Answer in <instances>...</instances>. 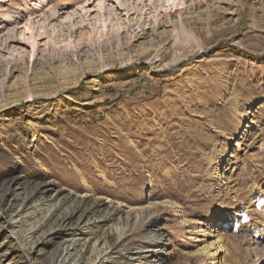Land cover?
<instances>
[{"label":"rangeland","instance_id":"rangeland-1","mask_svg":"<svg viewBox=\"0 0 264 264\" xmlns=\"http://www.w3.org/2000/svg\"><path fill=\"white\" fill-rule=\"evenodd\" d=\"M34 1L0 0V38L13 40L0 49V264H54L73 238L86 244L68 264H151L167 241L169 264H194L223 223L220 263L263 256L264 0H185L183 35L161 37L147 11L120 13L151 47L110 29L121 0L103 3V30L74 48L49 44L52 24L37 17L30 58L18 31Z\"/></svg>","mask_w":264,"mask_h":264},{"label":"bare ground","instance_id":"bare-ground-1","mask_svg":"<svg viewBox=\"0 0 264 264\" xmlns=\"http://www.w3.org/2000/svg\"><path fill=\"white\" fill-rule=\"evenodd\" d=\"M10 1L11 0H2L1 4L3 7H6V5ZM67 1L73 2L77 6L76 11L67 12L66 9L68 6L59 7L57 9L56 8L57 4H55V3L52 4L49 0H35L33 2V4H32L33 10L31 9L32 12L29 13V18L22 24V26L20 27V29L18 31V35L21 36L20 38H21L22 42L28 47V50H27L28 51L27 52L28 57L32 58L36 54H38V51L36 50V47H35L36 42L34 39H35V37H39V34L32 33L33 20L37 17H39V21H41L43 24L44 23L46 25L52 24L51 25L52 34L54 32V27H58V29L55 30V35L52 36V38H51V35H52L51 34L49 36V39H48L49 40L48 43L52 44L53 46L60 43V44H62L63 47L74 48V44H75L74 41L76 42L79 40L80 42L85 43V42H87L93 38V35L91 38H89L90 34H93V33L96 34L97 30L100 33V30H103V25H104L105 20L101 19L100 10L104 9L108 13L110 6L108 5L109 7L106 8V6H104L103 3H109L110 0H67ZM94 1H96V8H97L96 11H94V9H93L94 7L92 5ZM156 1L161 2L159 7H157L156 5L151 3V0H143L144 3L141 4L140 8L138 7V5L136 3H134V5H133V2H130V4H128V6L126 8H124L122 6L123 5L122 0L118 2V7L117 6L114 7L113 12H117V10H119V12L113 13V19H112L113 21H112V23H110V29H113V28H114V30L115 29H121L120 34L118 36H116V38H118V41H121V38H123L125 36V34L128 35L129 38L135 39V41L138 39H141L142 41H144L148 37V34H146V32L143 30V28L139 29L140 34H135V33L133 34L131 32L128 33V31H127V28H129L127 26L128 24H127V22H124L122 20H124L127 17L128 11L130 12L131 10L138 12L140 14H141V11H143V10L147 11L145 13H146V16L151 17L152 27L153 28L157 27V29H154V33H155L156 37L165 36V35L169 34L170 32L174 31L175 29H179V31H180L179 33L181 35H183V29L187 28V25L189 23L188 18H187L188 15L186 16L187 7L185 5V0H156ZM204 1H207V0H204ZM50 4H52V7L50 8V10H47L46 8H48V6ZM109 4H111V2ZM149 4H151V7H149ZM147 5H148V8H147ZM2 6H0V7H2ZM183 6H185V7H183ZM144 8H146V10ZM90 10H92V11H90ZM59 11H60V13H62L61 15L66 16L65 18H67V21H66V19L64 20L67 22L66 24L59 21V20H61V18L59 19V17H61V15L60 16L58 15ZM48 12H52V13L49 15ZM120 13H123L122 16H126V17L125 18L122 16L120 17L119 16ZM71 16H75V18H73V19H75V23L73 24L74 27L72 29L68 25V22L70 21ZM57 19H59V20H58V24L56 25L55 22ZM73 19L71 20V23L74 22ZM51 22H54V23H51ZM93 28L95 30H93ZM121 34H124V36L120 37ZM131 34H132V36H131ZM181 35H179V36H181ZM167 36H169V35H167ZM45 37L47 38L48 34L45 33ZM73 37L74 38L76 37V40H74ZM11 38H10V36H6V37L3 36V38H0V49L1 48L6 49L8 47V43H10L12 40ZM95 39H97V38L95 37ZM153 39H154V37H151V38L147 39L145 41V43H147V45L149 47H151ZM128 41H129V39H128ZM46 44H47V42H44V45H46ZM77 47L79 48V50H82L85 47V45L76 46V48ZM19 49L22 50V47L19 46ZM21 59H22L21 52H19L16 54V60H21ZM248 108L250 110H252L253 104L252 103L248 104ZM36 189L34 190V192L36 191ZM31 194H33V192H31ZM150 208H151V206L148 205L146 207L143 206V207L136 208L135 210L129 209L128 211L131 212V210H134V212L142 218L150 210ZM130 212L127 213V216L129 218H132ZM225 221H229V220L226 219V220H224V222ZM153 223L156 224L157 222L156 221L155 222L150 221L149 224H153ZM224 224L225 223H223V225H222L223 228L225 227ZM223 228H220L217 230V235L215 236L216 238L214 241H209L206 245H204L203 247L200 248V258L194 260V264H222V263H220L219 259H216V255L218 254V251L221 248L220 242L222 241ZM161 230L162 229H158V230H155V231H152L151 233H149L150 234L149 239L160 241V239L164 235L163 234L164 232H162ZM100 243L101 242H99L98 240L93 242V244L91 246L92 250L101 249L102 247H99ZM256 243L257 242H248L247 247H251V249H255V247H257L255 245ZM85 244H86L85 242L81 243L79 239H75V238H73L71 240H67L66 242H64V244L61 248L60 258L54 264H68L67 260L69 258L70 252H73V251L76 252L78 247L83 248L84 247L83 245H85ZM169 244L170 243L167 241L165 244H161L160 246H157L156 249H152V250L149 249V251H148V257L150 259L149 262L151 264H169L167 262V260H165L163 255H162V253L164 251V250L162 251V249H165L164 247L169 245ZM101 246H103V244ZM252 246H254V247H252ZM80 248H78V249H80ZM261 250L263 251L264 247L261 248ZM141 253H142V251L140 249H133L130 252L129 258L130 259H134V258L137 259V257H139L141 255ZM260 254H262V253H260ZM101 256H102L100 258L101 263H105V262L109 261L108 260L109 258L107 257L106 252H104ZM250 262H251L250 264H264V253H263V256H254V258ZM115 264H122V263H115Z\"/></svg>","mask_w":264,"mask_h":264}]
</instances>
